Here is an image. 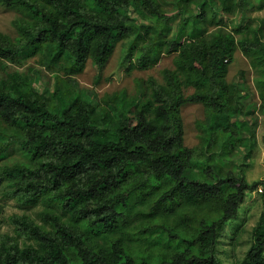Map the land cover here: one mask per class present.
Returning a JSON list of instances; mask_svg holds the SVG:
<instances>
[{
  "label": "trees",
  "instance_id": "trees-1",
  "mask_svg": "<svg viewBox=\"0 0 264 264\" xmlns=\"http://www.w3.org/2000/svg\"><path fill=\"white\" fill-rule=\"evenodd\" d=\"M0 5L20 16L14 37L0 32V162L13 146L23 158L0 163V264H224L220 234L261 185L239 174V149L248 138L255 149L260 118L264 129V18L251 17L264 0ZM121 42L128 71L152 69L165 54L177 68L164 71L165 84L149 78L148 96L119 116L116 99L89 101L73 80L55 76L37 91L10 69L29 55L53 74L88 61L104 68ZM238 50L256 72L259 105L227 80ZM188 104L205 108L192 148L181 117ZM5 200L34 211L7 218L13 234L2 230ZM243 264H264V210Z\"/></svg>",
  "mask_w": 264,
  "mask_h": 264
},
{
  "label": "rangeland",
  "instance_id": "rangeland-1",
  "mask_svg": "<svg viewBox=\"0 0 264 264\" xmlns=\"http://www.w3.org/2000/svg\"><path fill=\"white\" fill-rule=\"evenodd\" d=\"M195 10V5L192 6ZM135 18L137 15L133 14ZM252 18H264V10L253 9ZM20 19L19 14L14 11H7L0 5V32L5 36L14 37V23ZM139 19V18H138ZM237 21H240V17ZM214 28L210 29L213 32ZM127 42L119 43L110 57L109 63L104 68H99L88 61L74 72L62 71L53 74L51 71L42 67L37 55L22 57L16 65L10 69H16L30 80L37 91H45L47 87L52 88L54 77L59 76L62 80H73L77 87L87 90L89 101L97 99L103 101L106 99H116L113 113H120L135 100L144 99L148 96V80L154 78L158 83L165 84L164 71L169 69L176 70L175 55L165 54L162 56L158 65L149 70L133 69L128 71V67L123 66V57L126 53ZM11 66V64H9ZM3 66L0 62V73ZM256 72L251 68L249 60L244 57L241 51H236L234 60L228 63L227 80L229 83H237L239 90L245 84L249 87L253 102L260 103L259 94L255 87ZM193 88L185 90L186 95L193 94ZM75 95L65 98L60 102V109L69 106L75 99ZM123 104L125 105L123 108ZM257 114H252L255 119ZM181 117L184 127L185 145L189 148L199 144V123L205 122V108L202 104H188L182 107ZM252 119V118H251ZM253 122V121H252ZM251 121H249V124ZM252 124V123H251ZM250 124V125H251ZM248 134V133H247ZM264 129L262 119L260 118L259 128L257 129L256 147L251 139L248 138L246 146L239 149L241 153V163L239 165V174L243 176L244 172L249 182H261L257 190L247 193L245 201L239 208L238 218L225 225L220 234L217 247V254L224 264H243L247 254L255 242V229L258 226L264 210ZM13 146L9 160L3 161L1 166L12 164L14 162H23L19 151ZM254 149L253 151H251ZM252 152V153H251ZM251 154V155H250ZM262 190V191H261ZM1 208L4 217L2 230L5 233L13 234V228L7 221V218L14 214H34L33 210L22 209L14 201L1 202Z\"/></svg>",
  "mask_w": 264,
  "mask_h": 264
},
{
  "label": "built area",
  "instance_id": "built-area-1",
  "mask_svg": "<svg viewBox=\"0 0 264 264\" xmlns=\"http://www.w3.org/2000/svg\"><path fill=\"white\" fill-rule=\"evenodd\" d=\"M262 191V190H261Z\"/></svg>",
  "mask_w": 264,
  "mask_h": 264
}]
</instances>
